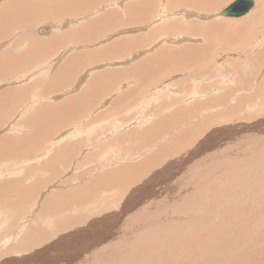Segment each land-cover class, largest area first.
Segmentation results:
<instances>
[{
	"label": "rangeland",
	"instance_id": "374dc122",
	"mask_svg": "<svg viewBox=\"0 0 264 264\" xmlns=\"http://www.w3.org/2000/svg\"><path fill=\"white\" fill-rule=\"evenodd\" d=\"M141 1L0 0V264H264V15L221 23L264 0L236 19Z\"/></svg>",
	"mask_w": 264,
	"mask_h": 264
},
{
	"label": "bare ground",
	"instance_id": "6f19581e",
	"mask_svg": "<svg viewBox=\"0 0 264 264\" xmlns=\"http://www.w3.org/2000/svg\"><path fill=\"white\" fill-rule=\"evenodd\" d=\"M49 1V0H48ZM53 1V0H52ZM80 1V0H79ZM122 0H113V4L114 3H120ZM151 1H152V4H154L153 6L154 7H156L158 10L159 9H165V7H167V1L168 0H162V1H160V0H157V3H156V0H142L141 1V3L140 4H135L134 5V8H137V9H139V14L141 15V16H143V14L146 12V6H151ZM224 0H179L178 2H182V4H184L185 2H186V4L185 5H187L186 6V8H182V10H178V12L177 13H183V12H187V13H190V14H192L196 19H198V17H200V16H202V15H200V14H211L212 13V11L215 9V3H217V5H218V7H219V4L221 3L222 4V2H223ZM81 2L83 3L82 5L84 6V2H85V0H81ZM263 1L262 0H260V3H262ZM71 3V2H70ZM80 3V2H79ZM65 4V3H64ZM88 4V3H87ZM173 4V3H172ZM171 4V5H172ZM115 5V4H114ZM170 5V6H171ZM253 5H254V3H253V1H252V8H253ZM69 6V5H68ZM73 6V5H72ZM77 6V5H76ZM119 6H120V4H119ZM75 7V6H74ZM70 8H73V7H70ZM251 8V9H252ZM155 9V8H154ZM170 9V8H169ZM226 8H224L223 9V11L225 10ZM255 9V8H254ZM162 11V10H161ZM251 11V10H250ZM249 11V12H250ZM172 12H174L172 9H170L169 10V13L168 12H166L167 13V15L165 16V17H170V16H168L169 14L171 15L172 14ZM249 12H247V13H249ZM109 13V12H108ZM137 15H138V13H137ZM164 15V14H163ZM245 15V14H244ZM264 15V7H260L259 6V10H257V11H255V12H253L252 14H250L249 16H246L245 18H243L242 20H235V21H233V20H226V21H222L221 23L222 24H225L226 26H229V27H232L233 28V30H235V31H237V29H239V28H241L242 27V25H244V23H247L248 25H250V26H253V23H259V21H262V16ZM146 16V15H145ZM221 16H223L222 14H221ZM243 16V15H242ZM223 17H226V18H231V19H236L237 17H227V16H223ZM241 17V16H240ZM157 18H158V22L160 23V21H161V19L162 18H164V17H162L161 15L159 16V15H157ZM206 18V17H205ZM165 19V18H164ZM172 20H174L173 18L170 20H168V21H165L166 23L164 24V26L163 27H160V28H158L157 30H161V29H164L165 28V25L166 24H169L170 23V21H172ZM124 22H122V23H125L126 21L125 20H123ZM163 21V20H162ZM161 21V22H162ZM212 22V24H211V26H209V27H212V26H217V25H215L216 23H214V21H211ZM1 23V22H0ZM186 23H188V27L189 28H191V27H193V28H191V29H193V30H196V29H199V28H203V22H197V20H195V19H192V22H187L186 21ZM209 23H210V21H209ZM121 24V23H120ZM207 25H208V23H207ZM262 25H263V28H264V22L262 21ZM146 26V25H145ZM104 27V26H103ZM219 27V26H218ZM245 27V26H244ZM40 29H46L47 30V32L48 33H50L51 31H48V28H46V27H41V28H37L36 29V31H37V34L39 35V36H44L47 32H46V30H45V32L43 33V34H39L38 33V31L40 30ZM208 29V28H207ZM252 29V27H248V31H244V33L243 32H241V33H239V35H234L233 34V32L232 33H230L228 36H226V37H228L229 38V40H231L232 41V45L234 46V48L235 47H241V46H245V45H252V44H255L256 43V41L254 42V40H252V37L250 36L251 34H252V31H250ZM259 29V28H258ZM144 30V29H143ZM146 30V29H145ZM213 30V27H212V29L210 28V31H212ZM221 29H219V31H220ZM233 30H231V31H233ZM36 31H35V33H36ZM214 31V30H213ZM219 31L217 32L218 34H219ZM91 32V31H90ZM213 33V32H212ZM215 33V32H214ZM188 35L187 36H190L189 38H194L195 40H198V39H203V43L204 44H206V37H204V36H201V33L200 32H198V31H194L193 33L192 32H189V33H187ZM231 34L232 35H234L233 37H235V38H233L232 36H231ZM47 35V34H46ZM99 35V34H98ZM185 35V34H184ZM195 35V36H194ZM220 36H221V34H219ZM223 35V34H222ZM186 36V35H185ZM256 36V35H255ZM262 37H264V36H262ZM45 38V37H44ZM54 36H51L50 38H45V39H43V38H41V39H39V44H41L42 42H47V41H51L52 43H54V42H56L57 43V41L55 40L54 41ZM135 39V38H134ZM163 38H161V40H162ZM165 39H167V38H165L164 37V40ZM257 39V38H256ZM255 39V40H256ZM137 41L139 40L138 38L136 39ZM169 40V39H168ZM258 40H260L261 41V39H258ZM131 41V40H130ZM158 41H159V39H158ZM254 42V43H253ZM55 43V44H56ZM160 43V42H159ZM43 44V43H42ZM41 44V47L43 48V45ZM134 44V40H133V42L131 41V43H130V47L128 46V48H130V49H132L131 48V46ZM150 44V43H149ZM117 45H119L120 46V44L119 43H117ZM53 46H54V44H53ZM153 45H150L149 47L151 48ZM187 46V45H186ZM133 47V46H132ZM146 48H148V43H146V46H145ZM170 47V46H169ZM169 47H168V49H169ZM222 47V46H221ZM47 48V47H46ZM138 48H139V46H138ZM163 48H165V47H163ZM185 47H183L182 49H180V50H170V51H174V52H171V53H169V52H159V53H156L155 55H151V60H150V63H143L142 64V66L144 67V66H152V67H154L155 65H157V68L158 67H160L161 69H163V67H170V64H172L177 58H175L177 55L176 54H182V55H187L191 50H192V48H195V47H193V46H187V49H184ZM234 48H232V50H235ZM144 49V47L142 48V50ZM167 49V50H168ZM198 49H200V48H198ZM201 49H203V48H201ZM201 49H200V51H201ZM236 49H238V48H236ZM32 50H34V49H32ZM110 50V49H109ZM138 50V49H137ZM141 50V49H140ZM165 50V49H164ZM195 50V49H194ZM30 52H28V53H32V55H34L35 53L34 52H36V51H31V50H29ZM135 51H136V47H135ZM115 52H118L119 53V51L118 50H115V51H113L112 53L111 52H109V53H107L106 55H108V56H103L102 58H104V59H107L108 57H111L112 55H116V53ZM139 52V51H138ZM153 52H154V50H153ZM202 52V51H201ZM39 53V52H38ZM167 53H169L168 55H167ZM120 54V53H119ZM148 54V53H147ZM197 53H194L193 55H196ZM26 55V54H25ZM124 55V53L122 54V55H120V56H118V55H116L115 56V58L116 57H124L123 56ZM189 55V54H188ZM193 55H189L190 57H192ZM199 55H202V54H200V52H199ZM207 55V54H206ZM208 55H209V53H208ZM43 56V55H42ZM130 58V57H129ZM192 58H194V57H192ZM112 59V58H111ZM183 59V61H185V59H186V61H190V63H188V64H186V66L188 67V68H190V67H192L193 65H196V61H192V60H189L188 58H186V57H183L182 58ZM204 60V59H203ZM144 61V60H143ZM5 63V62H4ZM177 63V62H176ZM180 63H183V62H180ZM65 64V63H64ZM200 64V63H199ZM185 66V65H184ZM68 66H64V67H62V69H61V66H60V71L59 72H62L63 74H65V73H67V71H69L71 68H72V64H70L69 65V67L67 68ZM140 68L142 69V67L140 66ZM156 68V69H157ZM150 68H148L147 70H146V72H145V74L148 72V70H149ZM138 70H140V69H138ZM182 69H180V71H181ZM150 71H151V69H150ZM153 71V70H152ZM173 71H176L175 69L173 70ZM139 72V71H138ZM142 72H144V71H142ZM154 72V71H153ZM152 72V73H153ZM177 72V71H176ZM193 72H195L194 70H193ZM197 72L198 71H196L195 73L197 74ZM202 72V71H201ZM119 73V72H118ZM182 73V72H181ZM194 74V73H193ZM150 75V74H149ZM114 76H115V74H113V77H111V80L113 81V78H114ZM139 76H140V74H137V73H134L133 75H131V77H132V79H133V81H138V79H139ZM191 76H192V73H191ZM144 76H142V78H143ZM117 79H118V77H117ZM144 79H145V77H144ZM164 79V78H163ZM110 80V79H109ZM8 81V80H7ZM116 81V80H115ZM117 81H119V80H117ZM139 81H141L140 79H139ZM109 83V82H108ZM6 84V83H5ZM109 87V86H108ZM95 88H97V89H99L101 92H103L104 91V89H105V84H103V83H101V84H99L98 86H96ZM115 89V88H114ZM113 90V89H112ZM137 90V89H136ZM111 91V90H110ZM95 92V91H94ZM92 94V93H91ZM83 95H81V97H77V101L76 102H74L73 104H72V102L70 103V108L72 107L74 110H76V106H83V107H90L89 109H91V108H93L92 107V101H93V99L95 98V97H93V96H89V97H87V98H85L84 100H83ZM120 98V97H119ZM122 98V97H121ZM124 98V97H123ZM76 100V99H75ZM81 100H83V101H81ZM120 100V99H119ZM115 101V100H114ZM117 101V100H116ZM122 102H124L123 101V99L121 100ZM134 101H136V100H134ZM94 102V101H93ZM120 102V101H119ZM119 102H118V104H117V106L119 105ZM13 104V103H12ZM121 104V103H120ZM75 105V106H74ZM124 105V104H123ZM122 105V106H123ZM114 106V105H113ZM116 106V105H115ZM114 106V107H115ZM124 107V106H123ZM88 109V108H87ZM78 111V110H77ZM75 112V111H74ZM9 115V114H8ZM159 128V127H158ZM238 128H234V130H237ZM187 131V130H186ZM213 133H214V131H213ZM211 134V133H210ZM217 134V133H216ZM100 140V139H99ZM174 140V139H173ZM197 149V148H196ZM179 150V149H178ZM194 150V149H193ZM182 151V150H181ZM189 151H190V149H189ZM159 152V151H158ZM193 152V151H192ZM195 152V151H194ZM189 154V153H188ZM197 154V153H196ZM188 156V155H187ZM198 157V156H197ZM141 167V166H140ZM171 167V166H170ZM169 167V168H170ZM168 168V167H167ZM168 168V169H169ZM164 169V168H163ZM165 170H166V168H165ZM165 170H164V172L162 171V173L161 174H165ZM168 173H169V171H168ZM160 174V175H161ZM173 174H174V172H173ZM160 177V176H159ZM156 178V177H155ZM158 178H156V180H154V182L153 183H155V184H157L158 183ZM167 180V179H166ZM166 180H164V182L166 181ZM144 187V186H143ZM133 194V193H132ZM135 195H136V192H135ZM133 196V195H132ZM130 198H132V197H130ZM96 220V219H95ZM92 226V225H91ZM56 245V244H55ZM58 245V244H57ZM53 246V245H52ZM56 247H59V245L58 246H56ZM48 248V247H47ZM60 248V247H59ZM54 249V248H53ZM37 254H40V253H37ZM26 259H28L27 257H26ZM15 261V260H14ZM22 262H23V260H22ZM3 264H12L10 261L9 262H4Z\"/></svg>",
	"mask_w": 264,
	"mask_h": 264
},
{
	"label": "water",
	"instance_id": "95a60500",
	"mask_svg": "<svg viewBox=\"0 0 264 264\" xmlns=\"http://www.w3.org/2000/svg\"><path fill=\"white\" fill-rule=\"evenodd\" d=\"M251 8V0H235L226 7V9L222 12V15L227 17H240L249 12ZM45 30L46 29H40L38 33L43 34Z\"/></svg>",
	"mask_w": 264,
	"mask_h": 264
}]
</instances>
